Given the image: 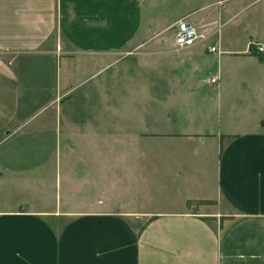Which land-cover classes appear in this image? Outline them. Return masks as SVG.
<instances>
[{
  "label": "crops",
  "instance_id": "obj_1",
  "mask_svg": "<svg viewBox=\"0 0 264 264\" xmlns=\"http://www.w3.org/2000/svg\"><path fill=\"white\" fill-rule=\"evenodd\" d=\"M0 264H264V0H0Z\"/></svg>",
  "mask_w": 264,
  "mask_h": 264
},
{
  "label": "rangeland",
  "instance_id": "obj_2",
  "mask_svg": "<svg viewBox=\"0 0 264 264\" xmlns=\"http://www.w3.org/2000/svg\"><path fill=\"white\" fill-rule=\"evenodd\" d=\"M114 70L116 71L117 77H120L123 75L122 74L123 69L115 67ZM138 71H139L138 67L137 68L133 67L132 71L129 72V74L134 75V76H136V75L138 76L139 73L141 71L142 72L145 71V69H141V71H139V72ZM110 73L112 74V69H110ZM148 74L149 75L152 74V76L157 75V74H154V69H149ZM126 75H127V73H126ZM149 75H147V76H149ZM147 86H151V85L149 84ZM153 86L155 87V85H153ZM49 98L50 97H48L47 99H43V100L38 99V100L32 101L33 104L30 107V111L34 112L35 116H34V120L31 122V125L38 123L40 120H43L45 115L49 116L48 123L50 125L46 128V134L48 133V136H50L51 149H52V152L54 153V151H55V137L57 134L55 133L54 116L50 117L51 116L50 114L52 112H50V110H49L50 105H47ZM106 102L107 101H104L102 99H94V100H88V99H84V98L77 99L74 96L70 100H66L63 103L62 107L72 108V109H81V108L90 107V106L104 108L106 106ZM119 103H120L119 101H116V106L122 107V104L120 105ZM106 120H107L106 116L104 118L100 119V125H101L100 131H102V129L105 127V125L107 127V124L103 122ZM41 124L43 125V122ZM32 146H33V143H29V149ZM100 150H101V153L104 151L107 152V149L105 147L104 148L101 147ZM123 150H124L123 147H122V149H118V148L116 149L117 152H121V155H122ZM46 151H47V149H46ZM62 152H64V148H62ZM54 157H55V155H54ZM53 167H54V165H53ZM169 188L171 190H174L172 188V186H170ZM132 190H134V191L136 190L135 193L142 194L143 198H142L140 203H133L131 205V207H134V208L142 207V208H149V209H157L158 207H162L164 205V203L161 202L162 201L161 197L163 195L171 194V192H172V191L167 192V188L163 187L162 181H157L155 179L149 180L148 184L146 186L142 185V187H139V185H138L136 187H133Z\"/></svg>",
  "mask_w": 264,
  "mask_h": 264
},
{
  "label": "built area",
  "instance_id": "obj_3",
  "mask_svg": "<svg viewBox=\"0 0 264 264\" xmlns=\"http://www.w3.org/2000/svg\"><path fill=\"white\" fill-rule=\"evenodd\" d=\"M208 36L203 30L198 29L185 19L178 20L175 23L174 45L176 49L195 45L206 40ZM207 49L211 52H220L216 44H208ZM258 50H262V47H258ZM214 80L215 78H212V81Z\"/></svg>",
  "mask_w": 264,
  "mask_h": 264
}]
</instances>
